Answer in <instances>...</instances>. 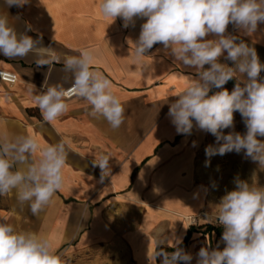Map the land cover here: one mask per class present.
Returning a JSON list of instances; mask_svg holds the SVG:
<instances>
[{
    "label": "crops",
    "instance_id": "0c3cea01",
    "mask_svg": "<svg viewBox=\"0 0 264 264\" xmlns=\"http://www.w3.org/2000/svg\"><path fill=\"white\" fill-rule=\"evenodd\" d=\"M99 3L29 0L23 7L9 8L0 0V14L8 16L11 27L39 38L61 57L59 63L38 67L32 53L14 59L0 54V71L16 75L13 85L0 81V135L6 133L14 139L31 134L41 147L63 141L67 151L63 185L52 201L34 216L28 203L18 202L14 190L1 196L0 222L12 224L17 232L47 237L57 255L95 251L99 257L115 258L112 264H150L148 255L156 251L158 239L166 241L163 249H174L192 227L182 249L192 255L191 264H196L201 247L222 250L225 246L222 236L204 233L200 226H217L204 213L215 210L219 176L225 175L222 183L227 193L234 190L232 165L221 173L204 174L196 147L208 144L210 133L198 129L194 122L191 134H179L168 116L170 104L189 86V77L197 78L195 69L177 62L159 43L145 53L146 68L134 62L132 43L146 18L136 17L134 26L124 27L121 17L114 21L104 17ZM226 34L254 48L264 64V23H258L251 35L230 23ZM214 38L211 34L206 37ZM82 49L93 52V70L111 81L125 108L119 129L113 130L103 118L91 117L86 101L76 97L66 99V114L45 122L31 99L29 87L33 84L37 90L43 84L70 87L72 77L63 71L62 59L77 56ZM226 55L219 62L234 67ZM260 79L264 80V71ZM235 83L233 79L223 87L231 92ZM242 128L246 133L244 120ZM258 139L264 141V137ZM100 154L111 157L110 175L103 182L101 170L92 163ZM225 158L233 162V156ZM237 177L264 187V168L244 152Z\"/></svg>",
    "mask_w": 264,
    "mask_h": 264
},
{
    "label": "clouds",
    "instance_id": "9594fccd",
    "mask_svg": "<svg viewBox=\"0 0 264 264\" xmlns=\"http://www.w3.org/2000/svg\"><path fill=\"white\" fill-rule=\"evenodd\" d=\"M7 7H23L29 0H4ZM100 12L114 21L121 17L124 27L134 26L136 17L146 18L134 45L133 60L143 67L145 53L162 44L177 62L195 69L196 79L170 104L168 116L179 134H191L195 126L216 138L209 145L208 157L235 151L244 152L264 168V71L256 50L237 37L226 34L231 23L251 35L258 23H264V0H100ZM214 39H206L209 35ZM232 61L234 67L219 62ZM32 53L38 67L61 62V57L42 45L27 32H17L9 25L7 15L0 14V54L14 59ZM63 71L70 73L72 85L29 87L32 101L45 122L56 121L69 110L67 97L74 95L86 101L89 115L103 118L113 130L124 122L125 108L114 93L111 81L93 70L94 54L82 49L77 56L62 59ZM205 65L209 67L205 69ZM236 80L229 92L223 86ZM220 89L213 92V89ZM211 93V94H210ZM239 112L246 133L223 129L234 126V112ZM195 146V142H194ZM39 156L37 157V153ZM110 156L100 154L93 160L99 167L100 180L110 175ZM67 151L63 141L41 147L31 134L9 139L0 135V196L15 190L21 204L28 203L38 215L63 185V168ZM208 161H206V166ZM234 190L224 195L215 206L213 216L223 227L222 250L201 247L196 264H264V187L255 182L236 180ZM178 244V242H177ZM174 244V251L163 250L166 241H156L150 264H191L192 255ZM0 264H63L47 237L33 232H17L12 224L0 222Z\"/></svg>",
    "mask_w": 264,
    "mask_h": 264
},
{
    "label": "rangeland",
    "instance_id": "374dc122",
    "mask_svg": "<svg viewBox=\"0 0 264 264\" xmlns=\"http://www.w3.org/2000/svg\"><path fill=\"white\" fill-rule=\"evenodd\" d=\"M242 124H243V118L241 116V114L237 111L234 112V126L232 128L229 129H223L224 134H227L230 131H234V132H238L241 135L245 134V131L242 128ZM209 143L207 144H203L200 145L198 147H196V154L198 155V157H201V166H202V172L206 175L210 174L211 172H218L221 173L222 171L225 170V167L228 165L229 167L232 165V167H230V171L233 172L234 178H233V182H234V189L236 187V180H241L240 177H237L240 174L241 171V157H242V152L240 153H236L235 151L233 152H229L226 153L224 155H213L211 157H208L206 155L205 149L207 146L209 145H213L216 146V138L210 134L209 138H208ZM231 155L233 156L232 161L230 162L226 160L225 156L226 155ZM230 160V159H229ZM206 161H208V164L206 166ZM229 176H232V173L229 174ZM231 180V179H230ZM207 181H209V177L207 176ZM225 182V175H223L222 177H218V187H217V194L216 196L213 198V201L215 202V205L213 208H215V206L217 204H219L221 198L226 195L227 193V188L224 185ZM1 199V196H0ZM213 211H205V216L208 215V218L210 221H212L215 225L222 227L221 225L218 224V222L215 220L214 216H213ZM204 216V215H203ZM63 261V264H112L115 260V258L110 257V258H106V257H99L98 252L95 251H89V252H74V253H65L62 252L59 255ZM120 260V259H118ZM124 259H121V261H123Z\"/></svg>",
    "mask_w": 264,
    "mask_h": 264
},
{
    "label": "trees",
    "instance_id": "16d2710c",
    "mask_svg": "<svg viewBox=\"0 0 264 264\" xmlns=\"http://www.w3.org/2000/svg\"><path fill=\"white\" fill-rule=\"evenodd\" d=\"M200 228L204 229V233L215 232L218 236H222V233H223V230H224L223 227L214 226V225H210V224L202 225V226H200ZM191 231H192V227L189 228L188 233L185 236L184 241L178 247H180V248H185L186 247V245H187V243L189 241V238H190ZM163 250L164 251H168V252L174 251V249H163ZM158 264H160V263H158Z\"/></svg>",
    "mask_w": 264,
    "mask_h": 264
},
{
    "label": "built area",
    "instance_id": "2783aa9c",
    "mask_svg": "<svg viewBox=\"0 0 264 264\" xmlns=\"http://www.w3.org/2000/svg\"><path fill=\"white\" fill-rule=\"evenodd\" d=\"M0 81L7 85H13L16 82V75H14L13 73L7 72V71H0ZM70 87H68L66 90L70 89ZM73 97L75 96L71 95L67 97L66 99H71Z\"/></svg>",
    "mask_w": 264,
    "mask_h": 264
}]
</instances>
